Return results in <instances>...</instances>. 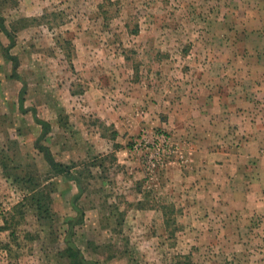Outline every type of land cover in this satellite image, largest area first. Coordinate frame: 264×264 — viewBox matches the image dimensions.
Returning <instances> with one entry per match:
<instances>
[{
    "label": "rangeland",
    "instance_id": "374dc122",
    "mask_svg": "<svg viewBox=\"0 0 264 264\" xmlns=\"http://www.w3.org/2000/svg\"><path fill=\"white\" fill-rule=\"evenodd\" d=\"M255 73L264 0H0V264H71L68 239L100 264H264V174L251 195L227 186L193 210L178 169L191 139L173 131L186 127L175 105L200 90L237 98L241 86L249 105L233 107L224 132L240 143L241 116L260 109ZM163 138L178 152L157 158ZM48 147L71 170H55ZM45 192L51 208L38 212L31 198ZM140 201L153 210H129Z\"/></svg>",
    "mask_w": 264,
    "mask_h": 264
},
{
    "label": "crops",
    "instance_id": "0c3cea01",
    "mask_svg": "<svg viewBox=\"0 0 264 264\" xmlns=\"http://www.w3.org/2000/svg\"><path fill=\"white\" fill-rule=\"evenodd\" d=\"M252 77L255 80L252 81L254 87H251L250 94L254 99L260 100L261 103H258L260 109L256 110L257 117H254V121H251L247 116V110L246 115L241 116L242 121L240 120V122L250 135L246 133V138L240 143L238 140L235 141V146L228 144V138H224V132L225 128L230 125L233 116L230 111L233 107H248L249 105L245 99H240L239 95L243 93V91L241 92L243 87L238 86L237 98L227 97L225 93L221 92L216 95L214 90H208V92L200 90L190 98V103L186 100L185 103L178 104L177 107L175 105V115L179 119L175 116L174 120H179L178 123L182 126L184 121L187 128L181 129V125L177 129L173 128L174 135L180 138L181 133L187 132L191 139L189 144L193 155L186 156V151L182 147L183 158L178 165V167L182 166V169H178L182 182L192 180L188 189L182 192V196L190 198L187 202L193 210H200L203 200H210L212 197L216 200L217 197L221 198L227 186L235 188H238L237 185L242 186L241 195L244 197L251 195L248 188L254 184L262 186L258 177L259 174L260 177L261 174H264V150L262 151L264 148V74L255 73ZM208 87L213 89V86ZM206 92L209 95L202 96ZM238 179L242 181V185L238 182L235 183L239 181ZM181 187L183 190L186 189V186ZM245 187L247 188L244 191ZM148 209L150 210L152 207L134 206L129 208L130 211H146Z\"/></svg>",
    "mask_w": 264,
    "mask_h": 264
},
{
    "label": "trees",
    "instance_id": "16d2710c",
    "mask_svg": "<svg viewBox=\"0 0 264 264\" xmlns=\"http://www.w3.org/2000/svg\"><path fill=\"white\" fill-rule=\"evenodd\" d=\"M44 16L45 15H43L40 18L39 17H32V18H29V17H21L18 22L20 24H22V26H25V27L32 26V25L36 24V22L39 21L40 19H43ZM25 93H26V91L23 92L22 97L20 98L21 99V102H22L21 103L22 106H23V103H24V95H25ZM61 112H63V111H61ZM39 122H40V124H42V127L44 128V129H42L43 132H45V133L47 132L48 133L51 130L52 127H51V124L48 121L47 122L39 121ZM61 126L62 127H65L64 123H62ZM115 134H117V131H115ZM119 146H120V144L119 143H116V147H119ZM43 152H44V156L46 157V159L49 161V163L52 165V167L55 170H58L59 172L61 170H63V168H67V170H71L72 166H68L67 167V166L63 165L62 163H60L59 161H57V159H55V157H54L55 155L52 153L51 148L48 147L45 150H43ZM74 166H76V165H74ZM29 177H31V176H29ZM29 177H25V179H24L22 175H19L18 174V175L15 176L16 180L26 181L27 183H32V181H31L32 179L29 178ZM82 178H83V175L81 173H79L77 175V177H75V179L78 180V185L79 186H78V193L75 196H73V199H74V201L76 200L77 203H78V207H77L76 210L79 211L85 217V210L83 208H81L80 207V204H79V200L81 199V197L84 194L83 191L86 190L85 187L83 186L84 183L81 180ZM33 188L34 187H31V189H33ZM48 193H46L45 196H43V197L42 196L39 197L36 194H34L32 196V198H31L32 199V202H33L34 206H36V209L38 210V212H41V209H42V207L44 208V206H46L48 208H51L50 207V204L52 202V196H51L50 193L49 194ZM138 204H140V205H138L140 207H146L147 208V206L144 203H142V201H140ZM150 207H152V206H150ZM162 208H164V210H166L164 206ZM120 210L121 209H119V210L116 209V211H113V212H116L115 214L118 213V215L120 216V213H119ZM122 214H123V212H122ZM124 220H125L124 216L123 217H120V221H124ZM168 221H169V218L166 219V222H168ZM11 237L12 238L14 237V231H12ZM97 248H100V247L97 246ZM97 248L95 249V251L97 253H99L100 251ZM126 254H127V252H125V251H122L121 255H115V253H112L111 255H109L108 259L114 258L115 256H124ZM61 255L63 256V258H67L68 261L71 264H100V262L97 259L96 260L95 259L94 260L87 259L84 256L83 250L81 248L77 247L75 245V243L71 239H68V246L65 249V251H62L61 252Z\"/></svg>",
    "mask_w": 264,
    "mask_h": 264
},
{
    "label": "built area",
    "instance_id": "2783aa9c",
    "mask_svg": "<svg viewBox=\"0 0 264 264\" xmlns=\"http://www.w3.org/2000/svg\"><path fill=\"white\" fill-rule=\"evenodd\" d=\"M173 151L174 152H178V149L177 148L171 149V147L169 145V142L167 141V138H163L161 147H158V156H157V158L159 157V155H161L164 152H167V153L170 154Z\"/></svg>",
    "mask_w": 264,
    "mask_h": 264
}]
</instances>
